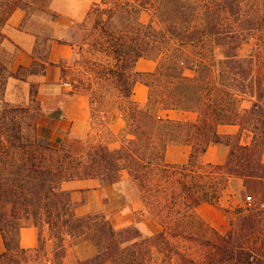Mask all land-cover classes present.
Wrapping results in <instances>:
<instances>
[{
    "label": "trees",
    "instance_id": "trees-1",
    "mask_svg": "<svg viewBox=\"0 0 264 264\" xmlns=\"http://www.w3.org/2000/svg\"><path fill=\"white\" fill-rule=\"evenodd\" d=\"M51 2L0 0V233L6 246L0 264H264V0H102L82 24L79 46L58 40L76 47L72 58L53 64L47 53L14 73L20 50L2 30L17 9L29 16ZM251 39L254 49L240 56ZM140 59L158 61L156 71L137 72ZM47 65L60 67L68 95L88 97L91 127L97 106L106 97L114 100L126 122L117 149L103 142L51 147L41 141L38 89L30 92L39 112L31 124L22 120L29 107L4 102L9 79L44 74ZM137 83L149 90L143 106L133 99ZM244 100L252 101L250 108L242 107ZM165 111L197 119L164 118ZM222 124L238 125L240 134L220 135ZM244 131L252 134L249 145L241 143ZM171 144L190 146L186 164L166 163ZM212 144L229 147L224 164L204 163ZM124 172L140 190L143 219L159 224L158 232L116 229L104 212L80 216L62 189L75 180L114 185ZM234 178L242 180L248 202L223 209L220 201ZM202 204L223 210L225 232L198 215ZM27 227L39 231L35 248L20 246ZM83 241L96 250L84 260L75 250Z\"/></svg>",
    "mask_w": 264,
    "mask_h": 264
},
{
    "label": "crops",
    "instance_id": "crops-1",
    "mask_svg": "<svg viewBox=\"0 0 264 264\" xmlns=\"http://www.w3.org/2000/svg\"><path fill=\"white\" fill-rule=\"evenodd\" d=\"M99 2L100 0H52L49 6V14L46 16L45 14L28 16L26 12L20 9L14 11L3 29L4 34L20 50L12 65V71L16 73L20 67H32L37 58L36 51L46 33L48 36L47 53L51 63L58 64L72 58L76 47L61 44L58 40L68 42L70 31L76 26H81L86 21L91 8ZM141 20L143 23H148L150 20L149 14L143 12ZM157 66L158 61L140 59L135 69L139 73L148 74L155 72ZM12 80L16 81L18 79L12 78ZM28 82L37 83L38 86L37 97L40 101L42 115L36 121V133L41 141H45L51 147H59L64 142L68 132L79 130L90 124L91 113L88 97L85 95H68L69 90L61 82L60 67L47 65L44 74H31ZM148 94L147 86L142 83L135 85L133 99L139 105L143 106L147 103ZM251 105L252 101L250 100H244L242 103V107L245 109L250 108ZM162 117L192 122L197 119L195 113L179 111H165L162 113ZM125 127L126 122L121 114H116L109 125L112 135L116 137L123 132ZM218 133L222 136H237L240 134V127L233 124H222L218 126ZM251 141L252 134L244 131L241 134V143L249 145ZM190 152V146L171 144L166 149L165 161L170 165L186 164ZM228 154L229 147L223 144H212L204 155L203 161L204 163L221 165L226 162ZM120 183L121 181L114 185L103 186L98 180H75L64 182L62 189L71 193V200L76 206V213L80 216L104 212L111 217L110 220L116 229L136 225L144 234L155 233L153 232L155 221L150 218L143 219L141 215L143 210L141 200H134L128 208L121 206L112 211L115 205L123 199L118 191ZM227 193L231 203L235 206H244L248 202L246 191L240 179L230 180ZM238 199L243 204H240V202L238 204ZM197 213L216 230H226V215L217 207L202 204L197 208ZM38 237L39 231L37 228H22L20 231V246L24 249L35 248L38 246ZM75 250L82 260L89 259L96 254L95 247L88 241L76 245ZM5 251V242L0 233V256Z\"/></svg>",
    "mask_w": 264,
    "mask_h": 264
},
{
    "label": "rangeland",
    "instance_id": "rangeland-1",
    "mask_svg": "<svg viewBox=\"0 0 264 264\" xmlns=\"http://www.w3.org/2000/svg\"><path fill=\"white\" fill-rule=\"evenodd\" d=\"M101 1L102 0H100V2ZM35 14H37V15H44L45 14V16H46L49 14V7L42 9V10H36V11H34L33 9L29 10V16H32ZM85 34H86L85 27L83 25L76 26V27H74V29L72 31H70V35L68 37V42H70L71 44H75V45L79 46L83 42ZM255 45H256L255 40H253V39L248 40L242 46L241 50L239 51L240 56L247 57L252 52ZM10 49H11V52L14 51L13 47H11V46H10ZM47 52H48V36L46 33V35L44 36V38L42 39V41L40 43V47L36 51V55L37 56H46ZM30 75L31 74H29V73H22V74H20V79H18L16 81H13L12 78L9 79L7 82L4 94H1L4 102L11 107H20V108L21 107H23V108L29 107L30 108L29 112L26 113L24 115V117L22 118L23 122L26 124H31L33 119H35L36 115L39 114L38 109L36 107V104L32 103L31 98H30L31 90L32 89H34V90L38 89V86H37V83L34 84V83L28 82V78L30 77ZM10 80H11V82H10ZM64 87L67 90L70 88L69 86H65V85H64ZM118 108H119L118 105H114V100L112 98L106 97L103 100L102 106H100V105L97 106L96 118L94 120L95 126L91 127V124H89L86 127L80 128L79 130L70 131V132H68L64 141L65 142L66 141L67 142L68 141L69 142L90 141L93 144H96L98 142H103V143H108L111 149L119 147L120 140L122 139L123 134L121 133L117 137L116 136L111 137L108 134V132L106 131V126L109 127L110 122L113 119V117L116 116V114H121L120 111L118 110ZM90 120H91V117H90ZM100 124H102L101 127H99ZM125 176H127V177L124 178ZM121 179L122 180H121V183L119 184L118 191L123 196V199L115 205V207L112 209V211L117 210L121 206H125V208H128V206H130L131 203L134 202V200H136V199L139 201L141 200L140 190L136 186V184L130 179V177L128 176V173L122 174ZM123 180H125V181H123ZM237 201H238V204H239V202H240V204H243V202L241 200L238 199ZM220 206L223 209H226L230 206H235L233 203H231V199L229 198L228 193L227 194L225 193V195L223 196V200L221 201ZM220 210H222V209H220ZM106 215L108 218L111 219V217L108 214H106ZM152 224H153V222H152ZM228 227H229V225H228V220H227L226 230L228 229ZM159 230H161V227L159 226V224L156 223L155 226L153 227V232H157ZM225 231L220 230V232H225ZM83 243H84V241H83Z\"/></svg>",
    "mask_w": 264,
    "mask_h": 264
},
{
    "label": "built area",
    "instance_id": "built-area-1",
    "mask_svg": "<svg viewBox=\"0 0 264 264\" xmlns=\"http://www.w3.org/2000/svg\"><path fill=\"white\" fill-rule=\"evenodd\" d=\"M65 86H69L70 87V85H68V84H66Z\"/></svg>",
    "mask_w": 264,
    "mask_h": 264
}]
</instances>
